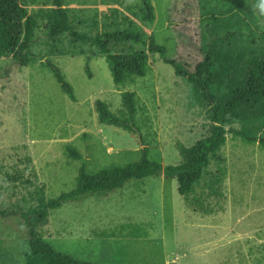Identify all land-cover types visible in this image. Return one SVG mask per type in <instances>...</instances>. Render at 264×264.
I'll list each match as a JSON object with an SVG mask.
<instances>
[{
    "label": "rangeland",
    "instance_id": "1",
    "mask_svg": "<svg viewBox=\"0 0 264 264\" xmlns=\"http://www.w3.org/2000/svg\"><path fill=\"white\" fill-rule=\"evenodd\" d=\"M21 1L37 20L33 50L44 54L52 42L47 40L45 14L54 7L53 0ZM186 1L152 0L156 18L151 23L144 18L142 0H66L74 28L91 35L124 28L140 31L143 43H120L113 49L149 54L148 75L121 86L115 85L105 58L94 49L91 79L84 56L53 57L74 86L77 101L69 99L43 66L21 67L11 55L0 58V264H25L31 238L18 212L29 208L22 199L27 188L9 177H30L45 187L48 198H56L75 187L82 165L71 158L68 147L83 155L87 172L94 175L141 160L144 147L151 159L178 165L183 161L180 145L191 147L210 135L214 123L209 108L190 107L186 80L151 54L150 44L155 39L170 55L197 57L192 43L203 44V37L212 32V17L236 14L246 23L236 38L223 37L228 53L264 54V12L261 0H191L193 11L188 14ZM175 26L184 39L175 37ZM227 51L215 52L214 63ZM125 91L138 96L142 145L138 134L98 122L95 102L103 100L118 113ZM241 119L231 115L225 129L264 131L263 120ZM225 153L224 195L209 200L204 211L190 207L178 192L177 180L162 175L132 180L109 196L68 202L50 212L41 231L58 252L95 264H264V149L228 134ZM211 205L215 212H210Z\"/></svg>",
    "mask_w": 264,
    "mask_h": 264
},
{
    "label": "trees",
    "instance_id": "2",
    "mask_svg": "<svg viewBox=\"0 0 264 264\" xmlns=\"http://www.w3.org/2000/svg\"><path fill=\"white\" fill-rule=\"evenodd\" d=\"M65 3L66 0H53L54 7L45 14L48 21L47 40L52 42L48 43L43 54L33 50L37 20L28 13L22 1L0 0V58L11 55L21 67L36 64L43 66L72 101H77L74 86L53 62V57L84 56L85 71L91 79L90 51L94 49L99 57L105 58L116 86L131 81L130 78H144L148 75L150 65L146 51L117 52L113 49L120 43H143L144 36L140 31L130 32L128 28H124L95 35L80 31L72 26L70 9ZM142 6L145 10V20L154 22L156 14L152 0H142ZM183 9L192 14V1H186ZM235 16L228 19L212 17V32L208 30L210 38L203 37L202 45L192 43L198 52L197 57L190 54L170 55L168 48L155 39L150 44V53L158 54L165 63L175 69L179 77L186 80L189 86L190 107H208L209 117L214 123L209 136L198 140L191 147L179 146L183 157L180 164L163 165L161 161L151 159L149 148L144 147L141 160L125 166L103 168L91 175L87 172L83 155L68 147L71 158L82 161L72 190L56 198H48L45 187L37 185L30 177H9L28 191V195L22 199L29 203V208L18 211L23 214L30 227L31 238L29 249L25 253V264H95L58 252L46 240L41 229L48 225L52 210L60 209L68 202H78L88 197L109 196L123 189L132 180H145L162 175L176 179L178 192L187 200L188 205L203 211L204 208L206 210L205 206L209 200H221L224 195L223 185L228 176V158L225 153L227 135L232 134L247 144L260 143L264 149V131L259 134V128L243 127L230 131L225 129V124L233 114L241 116L243 122L251 118L264 121V54L250 57L244 53L229 54L223 45V37L236 38L243 31L245 20L240 15ZM130 24L132 27L133 23ZM245 28L248 35L252 33L250 25ZM172 30L177 39L185 38L179 26L173 27ZM59 38H62V42L56 44L55 41ZM220 48L227 53L219 56L214 63V53ZM215 73L216 81L213 80ZM121 98L122 109L118 113H114L103 100L98 99L95 102L98 122L140 134L143 143L141 128L137 123V93L125 91ZM34 175L36 176L35 172ZM211 208L210 212L216 211L212 205Z\"/></svg>",
    "mask_w": 264,
    "mask_h": 264
},
{
    "label": "clouds",
    "instance_id": "3",
    "mask_svg": "<svg viewBox=\"0 0 264 264\" xmlns=\"http://www.w3.org/2000/svg\"><path fill=\"white\" fill-rule=\"evenodd\" d=\"M260 7H261V11L264 12V0H261Z\"/></svg>",
    "mask_w": 264,
    "mask_h": 264
},
{
    "label": "water",
    "instance_id": "4",
    "mask_svg": "<svg viewBox=\"0 0 264 264\" xmlns=\"http://www.w3.org/2000/svg\"><path fill=\"white\" fill-rule=\"evenodd\" d=\"M138 135H139L140 143L142 145L143 143H142V140H141V136H140V134H138Z\"/></svg>",
    "mask_w": 264,
    "mask_h": 264
}]
</instances>
